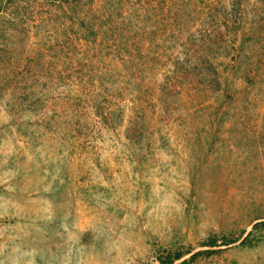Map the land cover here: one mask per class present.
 <instances>
[{"label":"rangeland","instance_id":"1","mask_svg":"<svg viewBox=\"0 0 264 264\" xmlns=\"http://www.w3.org/2000/svg\"><path fill=\"white\" fill-rule=\"evenodd\" d=\"M260 223L264 0H0V264H264Z\"/></svg>","mask_w":264,"mask_h":264},{"label":"trees","instance_id":"2","mask_svg":"<svg viewBox=\"0 0 264 264\" xmlns=\"http://www.w3.org/2000/svg\"><path fill=\"white\" fill-rule=\"evenodd\" d=\"M255 229L259 228V227H264V223H260V224H256L255 226ZM253 235V233H250L242 242V244H246L248 243V241L250 240L251 236ZM236 243L235 241L234 242H231L230 244H234ZM230 244H227V245H230ZM205 247H209V248H216L218 247V242L215 241V240H212L211 242H208L207 244H205ZM190 254V253H188ZM201 253H197V254H194L191 258L192 261L196 260L198 256H200ZM184 258V254H177L176 256H167L166 258H163L161 260H159L160 264H175L176 261H180Z\"/></svg>","mask_w":264,"mask_h":264}]
</instances>
